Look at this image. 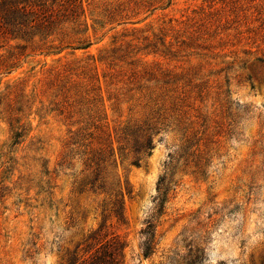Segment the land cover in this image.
Segmentation results:
<instances>
[{"label":"rangeland","instance_id":"1","mask_svg":"<svg viewBox=\"0 0 264 264\" xmlns=\"http://www.w3.org/2000/svg\"><path fill=\"white\" fill-rule=\"evenodd\" d=\"M43 1L56 9L62 0ZM81 1L79 18L61 25L66 44L0 34V264H70L72 255L90 264L106 244L119 264H183L194 245L198 264H260L264 0H216L240 15L210 39L192 27L210 0ZM92 97L102 112L88 119ZM157 121L154 148L137 166L132 132ZM97 163L113 190L80 192ZM162 177L173 189L158 214ZM152 217L157 245L146 257Z\"/></svg>","mask_w":264,"mask_h":264},{"label":"trees","instance_id":"2","mask_svg":"<svg viewBox=\"0 0 264 264\" xmlns=\"http://www.w3.org/2000/svg\"><path fill=\"white\" fill-rule=\"evenodd\" d=\"M211 5L209 6V10L207 12H203L202 16L194 22L192 25L193 32L196 34L198 38H205L210 39L211 32H215V29L217 30L220 27L228 29H232V26L234 23H236L238 20V15H240L236 10V5L240 1H248L249 0H230L229 3L234 4L235 6L231 7L229 11L222 9H219L220 7H216V0H210ZM223 4L227 2V0H219ZM250 1H257V0H250ZM54 5V4H53ZM53 5H48L47 2L43 0H0V34L9 37L11 39H21V40H31L36 41L38 38L41 42L45 41L51 37H60L61 29L63 28L61 25L63 23H67L69 21L77 20L79 16L81 15L82 11V1L81 0H62L61 3H59L58 7L54 9L55 7ZM54 7V8H53ZM233 23V24H232ZM240 35V32L237 34ZM242 37V36H241ZM65 37L62 36L61 38H58V41L66 44L68 42H64ZM247 39H251L248 38ZM56 41L53 39V42ZM205 44H201L199 48L201 49H208L209 45L207 42H204ZM250 43V42H248ZM255 44L256 41H253ZM69 45V44H67ZM22 49H25L26 46H22ZM60 50L63 49V46L59 47ZM261 61H264L263 58L258 57ZM72 69H67V71H71ZM70 74H73V72H70ZM192 73H182V74H167L165 76L173 78L174 80H184L185 78H190ZM164 76V78H165ZM153 80L159 81L160 79L155 77H151ZM188 85H191L193 83V80H188ZM193 88L197 89L198 92H201L202 84L201 83H194ZM85 99V98H84ZM100 101V100H99ZM18 102H21L19 100ZM81 103L83 100L80 101ZM98 99L97 97H92L91 99H87L86 102L83 104L86 105V111L88 115V119L92 118H99L100 114L102 112L101 108L98 105ZM2 105V103H0ZM80 105V104H79ZM9 111H10V120H14V116H12L13 113V105L8 104ZM64 109L62 108L61 112H64ZM2 112V111H0ZM155 118L160 119V113L159 111L155 112ZM157 123L155 124H146L144 128L139 127L137 130L133 131L132 134L135 136L134 139V145H133V151L137 154L136 158L134 159L133 163L137 166H140L141 164V157L139 154H145L150 155L152 149L154 148V143L152 140L150 132L157 131ZM12 125V123H11ZM235 129V128H234ZM82 133V128H79L76 131H73V135L71 136V141H74L80 134ZM146 133V134H145ZM23 135V131L20 130H14V134L12 136L13 139H16L15 143H18L17 140H20V138ZM124 140L127 139V137H123ZM190 143V140H187V143ZM196 148L197 158L200 157V144ZM123 148V147H121ZM187 159H185L186 161ZM106 161L103 160V158H99V162ZM195 164L196 170L195 173H203V166L199 161L192 160ZM189 164V163H185ZM98 168L94 175L88 180L85 187L80 188V192H84L85 190L91 191L93 193H107L112 191V187L108 186L105 178L102 176V173L104 170L100 169L99 163H97ZM174 182L173 186L177 185L176 181H172L170 183ZM160 186L159 188V196H158V202L156 204V209L158 214H162L165 210V204H166V198L170 190L173 188L166 184V178L162 177L159 182ZM116 208L115 212L118 215H121V201L119 199H116ZM143 234L145 236L144 243H143V251L144 255L146 257L150 256L157 245L156 242V224L153 221V217L147 220L146 227L143 230ZM109 244H106L103 246V249L99 255L94 256L90 260V264H119V262H116L115 258V252L109 250L110 247ZM118 250V249H116ZM202 248L199 245H194L191 248H189L188 254L184 257L183 264H198L203 260L202 255ZM179 256V254H178ZM77 259L74 255H72V258L70 260V264H77ZM172 261V260H171ZM178 262V259H176ZM173 264L172 262H170ZM260 264H264V256L262 257Z\"/></svg>","mask_w":264,"mask_h":264}]
</instances>
